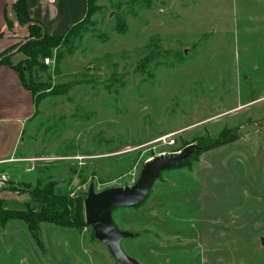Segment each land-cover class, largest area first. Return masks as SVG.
Instances as JSON below:
<instances>
[{
	"label": "rangeland",
	"instance_id": "374dc122",
	"mask_svg": "<svg viewBox=\"0 0 264 264\" xmlns=\"http://www.w3.org/2000/svg\"><path fill=\"white\" fill-rule=\"evenodd\" d=\"M13 31L9 55L25 60L16 50L30 34ZM47 58L18 147L33 166L10 170L6 209L39 211L30 192L50 182L71 199L133 186L149 160L196 144L206 149L162 172L145 202L113 212L137 234L124 252L140 264H264V0H97L71 47ZM225 131L234 140L213 145ZM0 264L119 263L89 226L43 223L37 243L10 220Z\"/></svg>",
	"mask_w": 264,
	"mask_h": 264
},
{
	"label": "trees",
	"instance_id": "16d2710c",
	"mask_svg": "<svg viewBox=\"0 0 264 264\" xmlns=\"http://www.w3.org/2000/svg\"><path fill=\"white\" fill-rule=\"evenodd\" d=\"M96 1L97 0H88L86 17L81 22L71 26L63 35L60 36L49 34L39 21L32 19L29 13L27 0H18L12 6V15L21 27L33 23V25H31L28 29L30 34L28 38L31 40L18 51V53H23L27 59L14 64L11 60L13 54L9 55L10 51L15 48L13 47V49H8L0 55V67H10L19 74L23 86L33 94L36 108L38 107L41 99V96H38L39 90H43L39 84L40 82L36 80V75L38 70L45 69L43 64L44 59L50 57L52 51L57 49L59 46H63L65 48L71 47L73 41L85 29L89 17L92 13H94ZM7 23L11 30L16 27V25L10 21L8 16ZM116 30L121 34H124L127 28L125 26L124 29L117 27ZM152 47L153 46L151 45V48ZM233 135H235V133L225 131L221 134L218 142L213 145L222 144L221 141L223 140H220L222 138H225L227 143L233 141L235 138ZM205 149L206 148L199 152H202ZM187 162H185L184 165ZM55 188V183L50 182L44 187L39 185L33 192H30L32 200L41 204V209L39 211L8 210L4 206L5 200L0 199L1 225L4 227L10 220L22 221L27 225L28 230L37 243H40V230L43 223L78 230L87 227L88 225L86 224L84 214L85 196L76 195V198L71 199L70 196H65L56 192Z\"/></svg>",
	"mask_w": 264,
	"mask_h": 264
},
{
	"label": "crops",
	"instance_id": "0c3cea01",
	"mask_svg": "<svg viewBox=\"0 0 264 264\" xmlns=\"http://www.w3.org/2000/svg\"><path fill=\"white\" fill-rule=\"evenodd\" d=\"M10 0H0V55L13 46L17 34L8 27L7 7ZM32 19L39 21L54 36L63 35L71 26L81 22L87 14L88 0H27ZM23 59L14 56L12 62ZM36 110L33 94L28 91L19 74L7 66L0 67V173L8 174L10 183H16L10 170L24 169L30 173L32 156H18V147L25 141V130ZM25 154V153H24ZM20 163H29L25 166ZM11 185V184H10ZM10 187V186H9ZM16 193L10 189L0 191L5 203ZM15 199V198H13Z\"/></svg>",
	"mask_w": 264,
	"mask_h": 264
},
{
	"label": "water",
	"instance_id": "95a60500",
	"mask_svg": "<svg viewBox=\"0 0 264 264\" xmlns=\"http://www.w3.org/2000/svg\"><path fill=\"white\" fill-rule=\"evenodd\" d=\"M17 1H9L7 16L16 25V30L24 33L28 31L33 23L24 28L19 25L12 15V6ZM30 40L29 38L20 44L16 51H19ZM203 149L199 145L192 144L179 152L149 160L144 165L137 182L133 186L110 188L97 193L94 185H90L84 200L86 224L94 231L95 238L106 245L116 262L119 264H140L137 260L128 256L122 248V242L125 239L137 237V234L120 230L114 222L113 212L118 208H132L145 202L156 181L161 178L162 172L183 166L195 152Z\"/></svg>",
	"mask_w": 264,
	"mask_h": 264
},
{
	"label": "built area",
	"instance_id": "2783aa9c",
	"mask_svg": "<svg viewBox=\"0 0 264 264\" xmlns=\"http://www.w3.org/2000/svg\"><path fill=\"white\" fill-rule=\"evenodd\" d=\"M49 61H50L49 58L45 60L46 63H49ZM158 142L172 145L174 144L175 141L174 139H171L170 137L165 136V137L160 138ZM9 181H10V178L8 174L0 173V191L4 190L7 187V184L9 183Z\"/></svg>",
	"mask_w": 264,
	"mask_h": 264
}]
</instances>
